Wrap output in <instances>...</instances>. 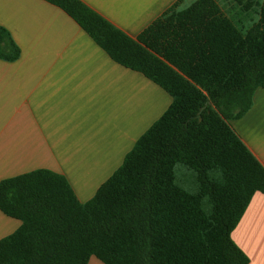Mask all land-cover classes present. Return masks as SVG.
<instances>
[{"label":"trees","instance_id":"16d2710c","mask_svg":"<svg viewBox=\"0 0 264 264\" xmlns=\"http://www.w3.org/2000/svg\"><path fill=\"white\" fill-rule=\"evenodd\" d=\"M117 63L172 101L81 203L38 168L0 180V210L21 221L0 264H248L231 238L264 167L230 125L264 88V0L170 4L130 37L81 0H47ZM19 53L0 26V57Z\"/></svg>","mask_w":264,"mask_h":264},{"label":"crops","instance_id":"0c3cea01","mask_svg":"<svg viewBox=\"0 0 264 264\" xmlns=\"http://www.w3.org/2000/svg\"><path fill=\"white\" fill-rule=\"evenodd\" d=\"M81 1L134 38L176 0ZM192 1L182 0L180 7ZM0 26L19 49L13 59L0 57V180L48 169L63 175L83 203L172 97L114 61L71 15L47 0H0ZM230 125L264 167V88L253 91L250 108ZM20 223L0 210V238ZM231 238L248 264H264L260 191L251 196ZM87 264L104 263L91 255Z\"/></svg>","mask_w":264,"mask_h":264},{"label":"rangeland","instance_id":"374dc122","mask_svg":"<svg viewBox=\"0 0 264 264\" xmlns=\"http://www.w3.org/2000/svg\"><path fill=\"white\" fill-rule=\"evenodd\" d=\"M186 1H187V0H186ZM221 1H223V0H219L220 3H222ZM188 3H189V2H188ZM186 5H187V4H186Z\"/></svg>","mask_w":264,"mask_h":264}]
</instances>
